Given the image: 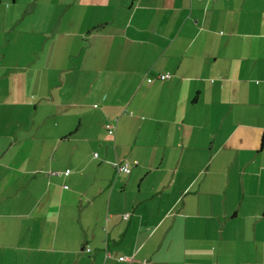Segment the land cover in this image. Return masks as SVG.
I'll return each instance as SVG.
<instances>
[{
  "label": "crops",
  "instance_id": "1",
  "mask_svg": "<svg viewBox=\"0 0 264 264\" xmlns=\"http://www.w3.org/2000/svg\"><path fill=\"white\" fill-rule=\"evenodd\" d=\"M22 4L0 9V264H264V0Z\"/></svg>",
  "mask_w": 264,
  "mask_h": 264
},
{
  "label": "rangeland",
  "instance_id": "2",
  "mask_svg": "<svg viewBox=\"0 0 264 264\" xmlns=\"http://www.w3.org/2000/svg\"><path fill=\"white\" fill-rule=\"evenodd\" d=\"M2 1H5V0H2ZM6 1L12 2V0H6ZM13 1H15V4H11V6H9V7H7V5H9L8 3L2 2L3 5L0 6V9L4 8V9H6L7 12L11 11L14 16L15 15H17V16L20 15L21 16L22 15V10H23L22 9V5H23L22 2L26 3L29 0H13ZM1 11L3 12L4 10H1ZM52 12H53V9L51 10L50 13H52ZM32 14H33V12H32ZM30 27H32V26H28V25L26 26L25 22H23L21 25L19 24L17 29H16V34L14 35V37H16V35H18L17 32H20L21 34H24L27 29H30ZM25 34L26 35H24V36H29V37L35 36L33 34H28V33H25ZM13 46H14V41H13ZM75 97H76V95H75ZM73 100H76V98L73 97ZM97 105H98V103H97ZM207 264H217V263L214 262V260L210 259V260H207Z\"/></svg>",
  "mask_w": 264,
  "mask_h": 264
},
{
  "label": "built area",
  "instance_id": "3",
  "mask_svg": "<svg viewBox=\"0 0 264 264\" xmlns=\"http://www.w3.org/2000/svg\"><path fill=\"white\" fill-rule=\"evenodd\" d=\"M167 78H170L169 73L159 74V75H156L155 77L153 75L148 76L146 80L147 81H151L152 79L165 80ZM105 126H106V130H107L108 134H112L114 132L115 124L113 122L106 123ZM93 155H94V157L98 156L97 153H94ZM114 166H115L117 171H120L122 173H129L130 172V168H129V165L127 162H115ZM69 171L70 170L67 169L65 173H68ZM123 218L126 219L127 214L124 215ZM119 259L120 260H129L127 257H120Z\"/></svg>",
  "mask_w": 264,
  "mask_h": 264
}]
</instances>
